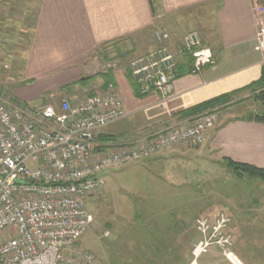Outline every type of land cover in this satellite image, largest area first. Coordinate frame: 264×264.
<instances>
[{
  "label": "built area",
  "instance_id": "2783aa9c",
  "mask_svg": "<svg viewBox=\"0 0 264 264\" xmlns=\"http://www.w3.org/2000/svg\"><path fill=\"white\" fill-rule=\"evenodd\" d=\"M154 35L158 47L134 60L130 71L142 96L155 93L166 103L173 97L178 61L170 34L157 28ZM182 51L192 58L191 74L215 63L196 32L184 37ZM127 117L113 83L82 101L62 99L58 107L28 109L0 98V264H99L76 244L90 224L87 202L105 186L102 173L179 147L204 146L218 109L185 125L169 123L138 141L100 142L108 126ZM103 144L110 145L108 152H99ZM229 223L224 215L196 221L200 239L193 264L213 248L236 262L227 252L232 247Z\"/></svg>",
  "mask_w": 264,
  "mask_h": 264
},
{
  "label": "crops",
  "instance_id": "0c3cea01",
  "mask_svg": "<svg viewBox=\"0 0 264 264\" xmlns=\"http://www.w3.org/2000/svg\"><path fill=\"white\" fill-rule=\"evenodd\" d=\"M26 1L29 7V2L34 1L36 5L31 45L22 74L23 82L30 83L20 85L15 90V97L23 103L30 100L36 102L47 94L54 97L65 88H77L82 80L85 89L101 91L107 87L105 77L111 73L113 84L119 90L128 113L127 118L134 122L129 130L116 135L103 131L102 134L117 138L116 143L145 139L169 123L185 125L190 121L181 117L186 111L222 96L244 93L262 77L264 0H155L157 13L151 8L149 0ZM207 7L213 9L217 25L218 44L214 43L209 48L215 63L201 74H191L192 58L182 51L181 42L180 50L175 53L180 77L173 82V97L166 103L158 94H140L128 62L125 69L106 70L102 74L94 72L96 68L86 63L96 51L100 52L101 47L110 44L117 56H122L123 47L137 57L155 50L157 41L154 31L161 17L160 11L175 14ZM97 75L101 76V83L94 87L90 79ZM24 88L30 91L20 90ZM69 94L63 97L67 98ZM249 114L255 113L252 111ZM234 115L224 114L215 129L207 133L206 142L200 148L179 147L133 165L136 168L157 165L159 168L162 163L180 155L197 158L210 153L220 164L232 161L264 170V125L248 121L250 115L243 118ZM109 146L103 144L99 152H108ZM231 252L236 262L227 260L219 248H214L205 264H263L253 263L243 255ZM197 264L201 263L198 261Z\"/></svg>",
  "mask_w": 264,
  "mask_h": 264
},
{
  "label": "rangeland",
  "instance_id": "374dc122",
  "mask_svg": "<svg viewBox=\"0 0 264 264\" xmlns=\"http://www.w3.org/2000/svg\"><path fill=\"white\" fill-rule=\"evenodd\" d=\"M25 1L22 4L28 3ZM3 3L0 0V98L11 105L32 109L48 105L58 107L66 93H70L67 99L82 101L98 92L85 89L81 83L77 88L57 92L54 97L47 94L36 102L18 100L15 90L23 83L29 52V43L21 39L25 35L26 39L31 37L32 30L25 24L35 13L20 10L11 14L9 7L1 6ZM29 5L30 10L36 6L34 1ZM160 14L156 28L170 34L174 53L180 50L184 37L191 32L200 35L206 48L218 44L211 7L175 14L160 11ZM111 47L112 44L101 47L99 53L96 51L92 59L86 61L96 68L94 72L102 74L106 70L125 69L126 62L130 65L153 51L137 57L123 47L126 53L117 56ZM100 80L101 76L97 75L90 79V84L95 87ZM257 89L237 94L227 104L212 108L218 109V120L228 113H234L236 118L247 117L252 111L262 113L264 103L257 99L260 94ZM20 90L30 91L28 88ZM133 125V119L127 118L108 126L105 132L116 135ZM102 177L105 186L89 198L90 224L76 244L91 252L99 264H188L193 260V247L200 239L196 221L200 218L214 221L222 215L230 219L227 232L231 235L232 247L227 252L233 251L253 263L264 264V180L237 177L225 164L217 163L210 153L197 158L180 155L159 168L157 165L136 168L129 164L108 170ZM210 258L211 254L205 255L199 262L205 264Z\"/></svg>",
  "mask_w": 264,
  "mask_h": 264
},
{
  "label": "trees",
  "instance_id": "16d2710c",
  "mask_svg": "<svg viewBox=\"0 0 264 264\" xmlns=\"http://www.w3.org/2000/svg\"><path fill=\"white\" fill-rule=\"evenodd\" d=\"M4 3L3 5L1 4V6H6V7H9L10 9V13L14 14L18 11H23V10H28V11H32L33 13H35V16H33V18H30L26 20V24L25 26H27L28 29H31L33 31L34 29V25H35V18H36V10H33L31 9L30 10V7L27 6V5H24L22 4V2H24V0H2ZM32 1V0H31ZM150 2V5H151V8L153 9V11L155 13H157V9L155 7V0H149ZM2 3V2H1ZM33 19V20H32ZM31 22V24H30ZM23 33V32H21ZM27 35H25L24 38H22L21 40L23 42H28L29 43V47L30 48V45H31V37L29 39H26ZM29 51V50H28ZM109 76H106L105 78L107 79L108 83L107 84H110V83H113V80H112V75L111 73L108 74ZM177 77H180L178 76L177 74ZM84 80H82L81 82H79V84L83 83ZM30 82H23L21 85L25 86V85H28ZM255 88H258L256 90V92L260 93L258 96H257V99L258 100H262V102H264V67H263V71H262V77L261 79L251 85L250 87L246 88L245 91H249V90H253L255 91ZM237 94L239 93H233L231 95H226V96H222L220 98H217V99H214L210 102H207L205 104H202L200 106H197L191 110H188L186 111L181 117L182 118H185V119H193L209 110H212V108H216L218 106H222V104H227L228 102L231 101V98L236 96ZM248 121H251V122H255L257 124H261V125H264V111L262 113H255V114H251L248 118H247ZM100 142L101 143H109V142H115L117 141V138L113 137V136H108V135H104L102 134L100 136ZM225 165L232 171L233 174H235L237 177H243V176H248V177H251V178H255V179H261V180H264V170L262 169H258L256 167H253V166H249V165H243V164H237V163H234L232 161H226Z\"/></svg>",
  "mask_w": 264,
  "mask_h": 264
}]
</instances>
